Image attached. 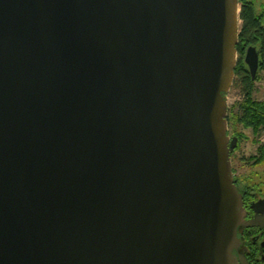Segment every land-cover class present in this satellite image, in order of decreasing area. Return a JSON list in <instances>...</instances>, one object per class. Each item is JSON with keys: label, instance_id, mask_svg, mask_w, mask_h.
<instances>
[{"label": "water", "instance_id": "obj_1", "mask_svg": "<svg viewBox=\"0 0 264 264\" xmlns=\"http://www.w3.org/2000/svg\"><path fill=\"white\" fill-rule=\"evenodd\" d=\"M239 0H0V264H249ZM244 61L255 78L260 56Z\"/></svg>", "mask_w": 264, "mask_h": 264}, {"label": "trees", "instance_id": "obj_2", "mask_svg": "<svg viewBox=\"0 0 264 264\" xmlns=\"http://www.w3.org/2000/svg\"><path fill=\"white\" fill-rule=\"evenodd\" d=\"M239 2L241 6V26L237 46L239 58L233 85L241 90L243 99L235 103L233 109L229 111V128H232L234 135L239 137L238 143L245 137L239 126L252 129L257 142L259 134L264 130V101L254 96L259 73L264 72V0H239ZM249 46L257 47L260 56L259 69L255 78L252 77L244 61V55ZM252 158L255 163H264V141L259 142L257 153ZM245 188L247 187L244 186ZM248 188L250 189L251 186Z\"/></svg>", "mask_w": 264, "mask_h": 264}, {"label": "rangeland", "instance_id": "obj_3", "mask_svg": "<svg viewBox=\"0 0 264 264\" xmlns=\"http://www.w3.org/2000/svg\"><path fill=\"white\" fill-rule=\"evenodd\" d=\"M255 98L264 101V72L259 73L256 81ZM243 95L241 90L233 85L228 93V114L235 103L241 101ZM244 133V139L238 143L236 149L232 153V163L235 178L240 181L242 186H258L257 189L264 192V163L257 162L252 158L256 155L259 142L264 141V130L259 134L257 142H255V134L252 129L239 126ZM229 134L234 135L233 129L229 128ZM240 185V186H241ZM255 191H257L255 189Z\"/></svg>", "mask_w": 264, "mask_h": 264}, {"label": "flooded vegetation", "instance_id": "obj_4", "mask_svg": "<svg viewBox=\"0 0 264 264\" xmlns=\"http://www.w3.org/2000/svg\"><path fill=\"white\" fill-rule=\"evenodd\" d=\"M237 184L240 186V181L237 180ZM246 187L244 189V186H240L244 194V205L247 210L246 219L250 220L256 215L255 210L251 207V203L259 199H264V192L257 189L258 186L255 184L250 189L248 186ZM239 235L246 239L243 249L247 253L249 264H264V227H242Z\"/></svg>", "mask_w": 264, "mask_h": 264}]
</instances>
